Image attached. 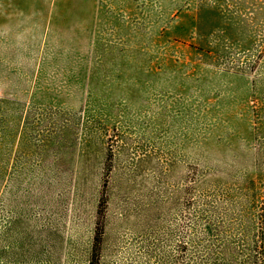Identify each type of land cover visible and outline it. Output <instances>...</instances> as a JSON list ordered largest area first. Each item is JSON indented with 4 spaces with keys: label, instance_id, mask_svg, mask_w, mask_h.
I'll return each mask as SVG.
<instances>
[{
    "label": "rangeland",
    "instance_id": "374dc122",
    "mask_svg": "<svg viewBox=\"0 0 264 264\" xmlns=\"http://www.w3.org/2000/svg\"><path fill=\"white\" fill-rule=\"evenodd\" d=\"M0 264H264V0H0Z\"/></svg>",
    "mask_w": 264,
    "mask_h": 264
},
{
    "label": "crops",
    "instance_id": "0c3cea01",
    "mask_svg": "<svg viewBox=\"0 0 264 264\" xmlns=\"http://www.w3.org/2000/svg\"><path fill=\"white\" fill-rule=\"evenodd\" d=\"M63 18L66 19L65 20V26H67V24H68L67 21H69L71 23L70 25L77 27V22H74V20H72V17L71 16H66V17H63ZM73 24H75V25H73Z\"/></svg>",
    "mask_w": 264,
    "mask_h": 264
}]
</instances>
